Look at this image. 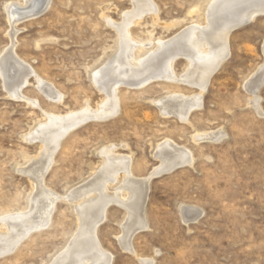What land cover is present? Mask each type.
I'll return each instance as SVG.
<instances>
[{
    "label": "rangeland",
    "instance_id": "obj_1",
    "mask_svg": "<svg viewBox=\"0 0 264 264\" xmlns=\"http://www.w3.org/2000/svg\"><path fill=\"white\" fill-rule=\"evenodd\" d=\"M23 1L0 0V60L10 47L31 71L20 94L12 96L0 69V219L30 208L34 178L40 177L31 168L42 148L33 136L47 116L98 111L105 94L93 74L115 57L114 26L133 7L131 0H49L36 16L10 22L6 7ZM149 1L156 19L144 16L130 27V38L144 45L138 60L191 23L206 25L209 0ZM227 42L228 57L186 122L159 110L164 99L199 92L183 77L186 58L176 57L171 78L143 86L120 79L117 113L91 117L68 133L41 175L42 187L56 196L48 226L22 238L0 256V264H52L80 233L81 200L71 195L99 171L100 151L114 147V155L129 158L134 179L142 180L160 165L155 153L165 140L189 151L192 164L149 178L146 228L131 237L132 252L120 241L130 212L118 202L108 205L96 238L110 264H264V81L254 95L246 87L264 66V13L230 31ZM216 131L222 132L219 140H198ZM121 176L108 184L110 194L123 185ZM121 199L127 202L126 190ZM187 208L199 213L195 221L183 219ZM4 227L0 222V232Z\"/></svg>",
    "mask_w": 264,
    "mask_h": 264
},
{
    "label": "bare ground",
    "instance_id": "obj_2",
    "mask_svg": "<svg viewBox=\"0 0 264 264\" xmlns=\"http://www.w3.org/2000/svg\"><path fill=\"white\" fill-rule=\"evenodd\" d=\"M131 1L133 6L131 11L123 15L120 24L114 26L118 35L115 57L103 69L93 74L95 84L105 94L98 111L90 112L88 108L80 113H70L65 117L48 115L47 121L35 132L33 137L40 140L42 148L37 160L34 159L37 167L31 170L32 174L37 173L40 177L34 178L36 191L33 192L35 194L32 200L30 198L29 210L23 211L24 213L20 211L16 214H5L7 216L1 217V225L2 223L5 225L6 231L0 232V256L14 250L19 241L29 233L48 226L56 196L42 187L41 175L44 171L47 172L60 142L68 133L91 117L107 118L117 113L118 99L115 92L120 79H127L133 85L143 86L153 79L171 78L174 75L173 63L176 57L186 58L189 69L183 77L186 78V82L196 86L199 92L190 97L172 96L159 104L162 114L173 115L179 121L186 122L189 114L201 106V96L212 73L228 57L227 39L230 31L254 19L256 15L264 13V0H209L205 13V26L191 23L171 40L157 41L154 52L148 59L141 61L138 60L137 53L144 45L130 38V27L137 25L144 16H151L155 20L158 11L149 0ZM48 3H50L49 0H24L22 5L12 2L6 7L8 20L15 23L18 20L36 16L37 11L46 8ZM150 45L151 43L147 44V46ZM10 49L9 47L2 56L0 69L4 75L6 89L10 95L17 96L20 88L31 75V71L13 58ZM263 81L264 66L260 67L253 78H250L246 87L254 95ZM48 91L50 96L58 97L50 88ZM254 101L256 104L257 101ZM221 137L222 132L216 131L205 134L198 140L217 141ZM113 149L114 147H106L100 151L102 161L99 171L92 179L90 178L88 183L86 182V185L71 195L72 199L81 200L77 208L80 218L78 233H80L72 242L70 241L71 244L52 264H110L109 254L107 255L98 243L96 229L105 218L106 209L112 202H118L127 212H130V220L128 218V224L125 223L127 226L125 225L124 236L120 240L122 246L130 251V240L134 232L146 228L143 206L147 199L149 178L171 172L178 167L191 165L193 161L189 151L165 140L157 146L155 153V157L160 160V165L150 173L148 178L136 180L130 169L129 158L114 155ZM120 172H122L123 185L115 193L110 194L107 186L110 182L117 180ZM122 190L127 191L129 203L121 199ZM133 204L134 207H132ZM182 214L183 219L189 221L196 219L199 213L187 208L182 210ZM141 264H151V261L143 260Z\"/></svg>",
    "mask_w": 264,
    "mask_h": 264
},
{
    "label": "water",
    "instance_id": "obj_3",
    "mask_svg": "<svg viewBox=\"0 0 264 264\" xmlns=\"http://www.w3.org/2000/svg\"><path fill=\"white\" fill-rule=\"evenodd\" d=\"M45 9V8H44ZM44 9H42V10H40V11H37V13L36 14H39L40 12H42ZM239 27V26H238Z\"/></svg>",
    "mask_w": 264,
    "mask_h": 264
}]
</instances>
